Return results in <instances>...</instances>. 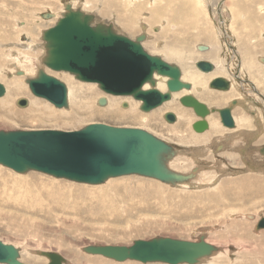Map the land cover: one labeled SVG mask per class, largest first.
<instances>
[{"label":"rangeland","instance_id":"374dc122","mask_svg":"<svg viewBox=\"0 0 264 264\" xmlns=\"http://www.w3.org/2000/svg\"><path fill=\"white\" fill-rule=\"evenodd\" d=\"M67 4L80 6L84 11L95 14L96 21L112 24L129 38L135 39L145 32L150 39L145 41L143 47L149 53L161 55L166 61L179 66L182 75L186 71L198 70L194 66L196 60L219 66V71L229 77L236 75L238 86L235 84V92H223L210 85L204 88L213 95H226L227 98L225 96L226 99L220 101V104L213 105L201 99L197 94L199 91L192 90L193 86L190 91L195 92L200 101L214 108L228 106L233 100L240 101L233 111L239 117L238 121L247 127H225L220 122L219 114L214 113L212 116L217 117L215 119L225 129L221 132L225 131V134L219 138L215 134L210 137L202 134L198 137L195 134L200 133L192 128V123L198 117L177 98L145 112L132 96L107 94L94 83L90 84L96 87L93 88L95 91L82 89V81L77 79V82L73 78L75 86L71 84V87L75 88L72 94L74 101L69 102L68 109H60L48 100L34 96L25 82L28 94L23 96L29 100V106H19L16 98L11 102L10 109L1 104L4 110H0V130L74 131L91 123L139 127L174 146L178 154L172 157L170 163L174 160L176 162L171 165L168 163V167L181 174L193 173L194 178L190 182L173 185L148 177L128 175L90 185L33 170L17 173L0 164V239L8 240L15 247V243L19 244L20 260L24 264H47V257L42 256L45 257L43 260L36 255L43 251L60 253L68 264H93L89 260L96 258L106 264H166L132 260L118 262L101 255L88 254L83 248L89 245L131 246L136 240L155 237L197 241L204 235L218 250L198 264H264V228L256 227L264 218V193H250L247 188L243 190L231 185L238 178L246 176L253 177L256 182H264V151H261L264 149V64L259 62L261 56L264 58V0H0V66L4 64L7 70L2 72L3 75L13 79L18 69H27L20 62L28 57L23 52L30 43L40 51V55L44 53L41 49L45 42L43 32L54 26L57 19L44 18L43 15L51 12L60 18ZM259 19L263 20L259 22ZM199 29L208 31L193 37ZM177 42H184L183 46H189L196 52L193 57L196 60L189 59L188 63L191 62L188 66L178 60H170L164 48L166 45H177ZM208 44L218 47L214 49L217 51L216 59L210 58L208 54L212 53L211 48L205 52L196 49L198 45ZM16 47H21V50ZM11 53L12 56H7ZM40 55L34 61H26L25 66L31 68L30 72L36 73L42 68L39 67L42 66L39 64ZM24 57L25 60L22 59ZM12 59L15 66L11 65ZM247 60L251 61L253 68L243 67ZM64 75L58 74L61 78ZM6 81L3 83L7 88ZM64 81L68 84L66 79ZM98 93L111 96L112 101L108 102L109 107L110 103L114 104L111 110H123L121 100L118 103L113 101L132 98L133 104L127 109L136 113L138 118H113V113L105 117L104 111H95L100 107L97 103ZM170 103L181 109H190L194 116L189 121L192 123H187L185 119L180 121L183 111L166 109L165 106ZM47 105L49 108H46ZM58 110L74 113L79 120L64 125L61 120L31 119V115L41 111L48 114ZM168 111L175 112L179 117L176 128L180 123L185 124L184 127L180 126L182 132L169 130L174 129L178 121L176 124L169 123L164 117ZM180 133L187 134L188 139L183 142L177 140ZM195 138L197 141H194ZM197 167L200 173L196 172ZM226 185L231 186L228 191L225 190L227 187L221 189Z\"/></svg>","mask_w":264,"mask_h":264},{"label":"water","instance_id":"95a60500","mask_svg":"<svg viewBox=\"0 0 264 264\" xmlns=\"http://www.w3.org/2000/svg\"><path fill=\"white\" fill-rule=\"evenodd\" d=\"M66 9L67 12L56 24L43 32L48 49L44 64L48 70L70 72L82 82L98 84L107 94L132 96L141 102L140 109L145 112L171 101L174 93L192 88V84L181 79L179 66L149 53L143 47L144 34L132 39L117 33L111 25H92L91 14L73 10L70 4ZM43 16L55 17L51 12ZM196 67L204 72L214 70L213 64L204 60L197 61ZM17 74L22 75L23 72L18 71ZM156 77L168 78L165 92L157 88ZM26 83L34 96L48 100L56 108L69 107L67 85L44 69H40L36 76L27 78ZM147 84H150L149 88H145ZM210 87L228 91L230 83L225 78L217 77L210 82ZM5 93V86L0 83V97ZM179 100L198 117L192 123L197 133L210 129L208 117L214 113L219 114L223 126L235 127L232 112L237 100L223 108L210 107L193 94H185ZM98 101L100 105L106 104L105 97ZM17 104L25 107L28 99L20 98ZM164 117L169 123L177 121L173 111L166 112ZM177 154L174 146L139 127L91 123L74 131L0 130L1 165L17 173L33 170L90 185L128 175H139L173 185L193 179V173L181 174L168 167V162ZM256 227L264 228V218ZM216 250L218 248L209 243L204 235L197 241L155 237L136 240L131 246L89 245L83 248L88 254L118 262L132 260L166 264H198L202 259L211 257ZM40 255L49 259L47 264L66 263L58 252L43 251ZM0 263L24 264L20 260L19 249L1 239Z\"/></svg>","mask_w":264,"mask_h":264},{"label":"bare ground","instance_id":"6f19581e","mask_svg":"<svg viewBox=\"0 0 264 264\" xmlns=\"http://www.w3.org/2000/svg\"><path fill=\"white\" fill-rule=\"evenodd\" d=\"M134 1V0H133ZM155 1H157V0H155ZM153 2V1H152ZM92 3V2H91ZM77 4V3H76ZM138 4H139V2H138ZM151 4V3H150ZM71 5V4H70ZM74 5V4H73ZM73 5H71L72 6V9L73 10H81L82 12H84V13H86V14H91L90 12H86V11H84L80 6H73ZM66 6L67 5H65V10H64V12L62 13V15H61V17L67 12V9H66ZM150 7V6H149ZM110 8V7H109ZM152 8V7H151ZM157 8V7H156ZM154 9V8H153ZM161 11H163V10H161ZM169 11V10H168ZM54 15H55V17H54V19H59V17L56 15V13H53ZM59 14V13H58ZM92 16H93V20H92V25H96V24H99V23H101V24H106V25H111L112 27H113V29H114V31H116L117 33H120V34H123V33H121L120 31H117L115 28H114V26L112 25V24H107V23H105V22H102V21H100V22H98V21H96L97 20V18H96V15L95 14H91ZM220 18H222V14H221V12H220ZM238 15V14H237ZM233 16V15H232ZM58 17V18H57ZM234 17V16H233ZM237 18V17H236ZM53 19V18H52ZM129 19V18H128ZM264 19V18H263ZM262 19V20H263ZM51 20V19H50ZM261 19H259V22L260 21H262ZM220 21H222L223 22V20L221 19ZM262 22H264V20L262 21ZM251 23V22H250ZM264 24V23H263ZM260 25L262 26V24L260 23ZM226 26V25H225ZM157 28H160V26L159 27H157ZM208 30H198V33H197V35H195V36H193V37H198V36H201V35H203V33L204 32H207ZM143 33V32H142ZM144 35L146 36V39L142 42V45L144 46V44H145V41H147V40H149L150 38H149V35L147 36L146 34H145V32H144ZM132 38V37H131ZM187 39V38H186ZM186 39H185V41H186ZM216 39V38H215ZM181 40H183V39H181ZM207 41L208 40H210L209 38H207L206 39ZM188 41V40H187ZM186 41V42H187ZM245 41V40H244ZM185 42V43H186ZM200 42V41H199ZM209 42V41H208ZM217 42V41H216ZM178 43V42H177ZM184 43V42H183ZM182 42H181V44H180V42L177 44V45H173V46H170V45H166L164 48H165V50L168 52V56H169V58H170V60L171 59H174V60H178V61H180V62H183L184 64H186V66H188V64L191 62H189L188 63V60L189 59H195V58H193V57H195L194 56V53H196V52H194L189 46H183L184 44H183ZM17 44V43H16ZM194 45V44H193ZM196 45V44H195ZM218 45V44H217ZM17 46V45H16ZM212 46V47H211ZM32 47H33V45L30 43V45H27V50H25L23 53H26L27 54V58H26V60H25V57L24 58H22V59H24L25 61H21L20 62V64H23V66L24 67H27V69H25V70H23V69H16L17 71H16V75H15V77L13 78V79H8L7 78V76L6 75H3V73L2 72H5V66H4V64H2L1 66H0V83H2L3 85H4V83H3V81H5L6 79L8 80V81H6V83H7V93L8 94H6V95H4V97H2V98H0V110H4V108H6V107H8L9 109H10V106H11V102L13 101V99H15L16 98V100H18V99H20V98H24V96L23 95H25V94H28V86H27V84H25V82H26V79L27 78H31V77H34V76H36L37 75V73H38V71L40 70V69H44L48 74H50V75H53V76H55V77H57L58 79H61V81L62 82H64L65 83V81H64V79H66L67 81H68V84H66L67 85V87H68V101L69 102H72V101H74V99H72V94L74 93L73 92V90L75 89V88H73L72 89V87H71V84L73 85L74 84V79L73 78H75L76 79V77H75V75L74 74H72V73H70V72H66V71H61V72H52V71H50V70H48L46 67H45V64H44V62H45V57L47 56V54H48V49H47V47H46V44H45V42L44 43H42V46H41V49H43L44 50V53H41V55H40V51H38V50H36V47H33L34 49H32ZM16 48H18V47H16ZM212 49V53H208V54H211V56H210V58H212V59H216V53H217V51H214V49H217L218 47H216L214 44H211L210 46H209V44H208V46L207 45H198V46H196V49L198 50V51H200V52H205V51H207L208 49ZM220 48V47H219ZM233 48V47H232ZM19 50H21V47H19L18 48ZM18 49H17V51H18ZM26 49V48H25ZM10 50V49H9ZM16 50V49H15ZM196 50V51H197ZM1 51H2V49H1ZM37 51H38V53H37ZM164 51V50H163ZM162 51V52H163ZM165 51V52H166ZM221 51V50H220ZM150 52V51H149ZM20 53H22V52H20ZM19 53V54H20ZM12 54L13 53H11L10 55H7V56H12ZM152 54V53H151ZM159 54V53H158ZM220 54V53H219ZM17 55H18V53H17ZM38 55H40V59H39V64H41L42 66H39V64L36 66V67H42V68H39V70L36 72V73H33V72H30L31 71V68H28V66H25V64H26V61H28V60H30V61H34V59H35V57H37ZM201 55V54H200ZM23 56V55H22ZM25 56V55H24ZM159 56H161V55H159ZM245 56V55H244ZM19 57V56H18ZM21 57V56H20ZM161 57H163V56H161ZM201 57V56H200ZM250 57V56H249ZM3 59V58H2ZM7 59V58H6ZM21 59V60H22ZM38 59V58H37ZM219 59H220V57H219ZM245 59V58H244ZM13 60V59H12ZM167 60V59H166ZM196 60V59H195ZM243 61V60H242ZM9 62V61H8ZM15 61L13 60V62H12V66H15L14 63ZM196 62H197V60L195 61V64H194V66H196ZM259 62H261V63H263L264 64V58L261 56L260 58H259ZM28 63V62H27ZM30 63H32V62H30ZM192 63H194V62H192ZM174 64V63H173ZM213 64V63H212ZM4 66V68H2ZM11 66V67H12ZM19 66V65H18ZM32 66V65H31ZM193 66V65H192ZM213 66H214V70L212 71V72H204V71H202L201 72V70L200 71H198L197 69H195V70H197V71H194L193 70V72H191V71H186L185 72V74L184 75H182V80L183 81H185V82H188V83H190V84H192V86H193V88H192V90L194 89V90H198L199 92H197V94H198V96L201 98V99H206L205 101H209L210 103H212L213 105L216 103V104H220V101L222 102L223 101V99L225 98V96L226 95H213L211 92L210 93H208L207 91H206V89H204L206 86H209L210 85V82L214 79V78H217V77H222V78H225L226 80H228L229 81V83H230V90H228V91H233V92H235L236 91V85L238 86V82L236 81V79H235V75H234V77H229L228 75H226V73L224 74V73H221L220 71H219V66H216V65H214L213 64ZM11 67H8L9 69H11ZM185 67V66H184ZM189 67H191V66H189ZM189 67H186L187 69L189 68ZM243 67H249V68H251L252 67V63H251V61H245L244 63H243ZM194 68V67H193ZM253 68V67H252ZM14 68H12V70H13ZM192 69V68H191ZM248 69V68H247ZM7 71V70H6ZM18 71H21V72H23V74L19 77V75L17 74V72ZM251 71H253V70H251ZM6 74V73H5ZM31 74H33L34 76H31ZM58 74H65L63 77L64 78H61L60 76H58ZM220 75H222V76H220ZM4 76L6 77V79H4ZM17 76V77H16ZM254 76H255V74H254ZM167 80H168V78L167 77H156V81H157V88L160 90V91H162V92H165L166 90H167V87H166V82H167ZM76 81H77V79H76ZM78 82V81H77ZM80 82V81H79ZM78 84V83H77ZM94 84H96V83H94ZM236 84V85H235ZM80 85H81V88L82 89H86V90H91V89H93V88H95L96 89V87L94 86V85H92V84H90V83H87V82H80ZM98 85V84H97ZM74 86H75V84H74ZM77 86V85H76ZM255 86V85H254ZM78 87V86H77ZM150 87V84H147L146 86H145V88H149ZM245 87V86H244ZM79 88V87H78ZM256 88H257V86H256ZM30 90V89H29ZM94 90V89H93ZM186 91V90H181L180 92H178V93H174L173 94V99L174 98H177V99H180L183 95H185V94H193V95H196V94H194L193 93V91ZM217 90V89H216ZM95 91V90H94ZM210 91V90H209ZM213 91H215L214 89H213ZM224 92V91H223ZM215 93V92H214ZM197 96V95H196ZM238 96H240V92H238ZM101 97H105L106 98V104L105 105H100L99 104V99L101 98ZM130 98V97H129ZM129 98H119L118 99V101H113L114 103H118L120 100H121V105H122V108H123V110H121V109H115V110H111L112 108V106L114 105V104H111L110 103V107L108 106V102H111L112 100H111V96H109V95H104L103 93H98V97H97V103L100 105V107H99V109L98 110H95V111H104V116L106 117V116H110V113H113L114 114V117L113 118H125V117H137V115H135V114H133L131 111H129V110H131V109H127L128 107L130 108V106L133 104L132 103V98L131 99H129ZM198 98V97H197ZM226 98H227V96H226ZM225 98V99H226ZM31 100V99H30ZM125 101V102H124ZM134 101V100H133ZM179 101V100H178ZM239 101L237 100V103H238ZM28 103H29V100H28ZM167 103V102H166ZM169 103V102H168ZM232 103V102H231ZM4 105V108H3V106L2 105ZM124 104H126V105H124ZM134 104H135V102H134ZM136 104L138 105V106H141V102H136ZM165 104V103H164ZM33 105H34V102H33ZM33 105L31 106V107H33ZM77 105V104H76ZM107 105V106H106ZM208 105V104H207ZM27 106H29V105H27ZM102 106H106V107H102ZM137 106V107H138ZM30 107V108H31ZM102 107V108H101ZM162 107V106H161ZM29 108V109H30ZM46 108H49L48 107V105L46 106ZM65 108V107H64ZM64 108H61V109H64ZM81 108H82V106H81ZM165 108L166 109H170V108H175V109H179V110H181V111H183L184 112V114H183V116L182 117H180V121L182 120V119H185V120H187V123H192V122H189V121H191L192 119H193V114H192V112H191V110L189 109V110H186V109H181L179 106H177L176 104H174V103H170L169 105L167 104V106H165ZM222 108V107H221ZM22 109V108H21ZM66 109H68V108H66ZM74 109V108H73ZM162 110H163V108H162ZM74 112H76V111H74ZM132 113V114H131ZM175 113V112H174ZM176 114V113H175ZM180 114V113H179ZM141 115H143V114H141ZM145 115V114H144ZM150 115V114H149ZM148 115V116H149ZM152 115V114H151ZM155 115V114H154ZM232 115H233V118H234V120L236 121V122H239L238 123V125L237 124H235V127H237V129H238V127H239V129L242 127V128H246L247 127V125L244 127L243 125H242V122L240 123V120L238 121V118L239 117H237L236 115H235V113L233 112L232 113ZM140 116V115H139ZM176 116H177V121H178V115L176 114ZM47 119H46V118ZM141 117V116H140ZM143 117V116H142ZM150 117V116H149ZM123 118V119H124ZM138 118V117H137ZM151 118V117H150ZM215 118H217V117H213L212 115L211 116H209L208 117V121L210 122L209 124H210V129H209V133L207 134L206 133V131L205 132H203V133H200V134H195L196 136H198V137H200V135H202V134H204L205 136L206 135H208L209 137L212 135V134H218V133H221V131L222 130H225L224 128H222L221 126H220V124L218 123V120L217 119H215ZM241 118H243V117H241ZM31 119H33V120H42V121H46V120H52V119H55V120H61L62 122H63V124L65 125V124H70V123H74V122H77L78 120H79V118H77V116H76V114H74V113H71V112H69V111H59L58 110V112L57 111H53L52 113H45V111H41L40 113H38L37 115H31ZM127 119V118H126ZM142 119V118H141ZM140 119V120H141ZM146 120V119H145ZM150 121V120H149ZM241 121H243V120H241ZM145 122V121H144ZM143 122V123H144ZM220 122H221V120H220ZM243 123H245V122H243ZM247 123V122H246ZM60 124V123H59ZM176 124V123H175ZM179 124V121H178V123L176 124V125H174V129H170L169 128V130L170 131H172V132H176V133H179L180 132V126L182 127H184V125L185 124H181L180 123V126L179 127H177L176 128V126ZM237 125V126H236ZM228 131V130H227ZM241 131V130H240ZM181 132H182V130H181ZM184 133V132H183ZM239 133V132H238ZM181 134V133H180ZM187 135V134H186ZM186 135H180V137L178 138L177 137V140L179 139L180 141H184L185 139H188V136H186ZM243 135V134H242ZM219 138V137H218ZM218 138H216V139H218ZM221 138V137H220ZM207 139V138H206ZM202 140V138L199 140V141H201ZM236 140V139H235ZM234 140V141H235ZM241 140V139H240ZM194 141H197V138H195L194 139ZM237 141V140H236ZM232 142V141H231ZM241 142V141H240ZM236 143H238V142H236ZM242 143V142H241ZM229 144V143H228ZM232 144V143H231ZM243 144V143H242ZM241 144V145H242ZM232 145H234V144H232ZM241 147V146H240ZM243 147V146H242ZM224 149V148H223ZM222 151V150H221ZM250 154V153H249ZM195 156H196V154H195ZM177 159H178V157H176ZM175 158V159H176ZM182 158V157H181ZM182 160V159H181ZM181 160H180V162H181ZM175 161V160H174ZM174 161H172V162H174ZM179 161V160H178ZM183 161V160H182ZM184 161H185V159H184ZM194 161V160H193ZM171 162V163H172ZM176 162V161H175ZM168 163H170V161L168 162ZM171 163H170V165H171ZM178 163V162H177ZM175 164V163H174ZM169 165V164H168ZM169 165V166H170ZM176 165V164H175ZM181 166V165H180ZM186 166V165H185ZM179 167V166H178ZM182 167V166H181ZM172 168H174V167H172ZM176 168H177V166H176ZM186 168V167H185ZM184 169V168H183ZM195 169V168H194ZM173 170V169H172ZM189 170V169H188ZM182 172V171H181ZM196 172H199V169H198V167H197V171ZM206 172V171H205ZM200 173V172H199ZM204 173V172H203ZM204 175V174H203ZM252 176V175H251ZM253 178V177H252ZM251 177H248V176H246V177H242V178H238V181H236L235 183H233V184H231V185H233V186H235V187H240V188H242L243 190L245 189V188H247V191H249L250 193H259V195L261 194L262 195V193H264V182H262V181H258L257 180V182L255 181V179H252ZM196 179V178H195ZM188 182H190V181H188ZM194 182H195V180H194ZM193 184V183H192ZM227 187V188H226ZM231 186L230 185H226V186H223L221 189H225V190H227L228 188H230ZM229 190V189H228ZM227 190V191H228ZM31 196V195H30ZM164 196V195H163ZM217 196H219V194H217ZM254 196H255V194H254ZM37 197V196H36ZM23 200H24V198H23ZM25 201V200H24ZM30 202L32 203V201L30 200ZM33 202L35 203V201L33 200ZM39 202V201H38ZM25 203H27V202H25ZM24 204V203H23ZM30 204V203H29ZM30 205H33V204H30ZM29 205V206H30ZM27 206V205H26ZM28 206V207H29ZM34 206V205H33ZM25 207V206H24ZM27 207V208H28ZM132 232V231H131ZM38 233V232H37ZM2 240V239H1ZM5 243H9L10 244V242H8V240H6V241H4ZM25 244V243H24ZM28 244V243H27ZM15 245H16V247L19 249V251H20V246H19V244L18 243H15ZM23 245V244H22ZM21 245V248L23 247ZM116 246V245H115ZM24 249H26L27 250V247H25ZM29 250H31V249H29ZM28 251V250H27ZM39 252V251H38ZM219 253V252H218ZM213 254H216V253H213ZM33 255V254H32ZM37 256H38V258H42L43 260L45 259V257H42L41 255H38V254H36ZM63 256V255H62ZM36 259V258H35ZM34 259V260H35ZM105 259V258H104ZM67 260V259H66ZM112 262V261H111ZM88 263V262H87ZM89 263H93V264H106V262L105 261H103V260H101V259H99V258H96V259H90L89 260ZM65 264H68V263H65Z\"/></svg>","mask_w":264,"mask_h":264},{"label":"crops","instance_id":"0c3cea01","mask_svg":"<svg viewBox=\"0 0 264 264\" xmlns=\"http://www.w3.org/2000/svg\"><path fill=\"white\" fill-rule=\"evenodd\" d=\"M209 56H211V54H209ZM239 103H241V102L239 101ZM226 131H227V130H226ZM223 134H225V131H224V132H221V133H218V134H216V135H215V137H219V136H221V137H222V135H223ZM188 146H189V147H191L192 145L188 144Z\"/></svg>","mask_w":264,"mask_h":264},{"label":"flooded vegetation","instance_id":"af4514ba","mask_svg":"<svg viewBox=\"0 0 264 264\" xmlns=\"http://www.w3.org/2000/svg\"><path fill=\"white\" fill-rule=\"evenodd\" d=\"M199 70H200V69H199ZM236 77H237V76L235 75V79H236V81H237V78H236ZM239 79H240V78H239ZM233 112H234V111H233ZM233 112H232V113H233ZM234 121H235V120H234ZM235 124H237L236 121H235ZM237 125H238V124H237ZM237 125H236V126H237ZM234 128H237V127H234ZM245 129H246V128H245ZM247 129H248V128H247ZM262 137H264V134L262 135ZM262 137H261V138H262ZM244 150H245V149H244ZM243 154H246V153H243Z\"/></svg>","mask_w":264,"mask_h":264}]
</instances>
